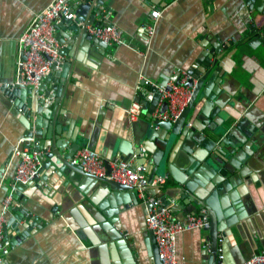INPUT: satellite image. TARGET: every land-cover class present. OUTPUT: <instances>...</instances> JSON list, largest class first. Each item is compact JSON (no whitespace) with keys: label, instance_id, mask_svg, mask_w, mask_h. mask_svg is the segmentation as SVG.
<instances>
[{"label":"crops","instance_id":"1","mask_svg":"<svg viewBox=\"0 0 264 264\" xmlns=\"http://www.w3.org/2000/svg\"><path fill=\"white\" fill-rule=\"evenodd\" d=\"M51 1L0 0V211L19 161L15 150L42 152L38 178L19 184L14 194L6 226L13 249L6 264H159L149 211L168 201L182 219L195 213V193L207 195L217 186L229 202L233 226L223 231L214 223L180 233L178 264H242L264 251V0H80L75 13L89 4L83 19L76 32L61 31L68 34L58 39L63 59L42 78L41 89L54 99L45 106L52 111L39 121L37 95L33 115L26 118L19 98L14 101L5 89L18 81L21 35ZM155 10L162 12L157 20ZM83 22L115 24L124 42L96 44ZM151 25L153 34L147 30ZM179 70L193 76V86L208 76V91L194 102L188 124L175 127L179 145L169 166L158 171L153 157L162 161L172 127L150 126L128 110L143 100L142 77L166 84L180 78ZM139 122L144 125L136 130ZM228 132L238 138L237 149L246 145L250 151L248 167L228 153L218 155ZM205 138H215L217 148L204 146ZM135 141L147 157L146 175L166 178L143 194L137 188L136 195L109 191L105 182L70 165L69 150L77 142L112 161L121 158V146L133 149ZM54 149L59 153L46 158ZM131 160L136 164L137 156ZM225 232L231 240L216 249Z\"/></svg>","mask_w":264,"mask_h":264},{"label":"built area","instance_id":"2","mask_svg":"<svg viewBox=\"0 0 264 264\" xmlns=\"http://www.w3.org/2000/svg\"><path fill=\"white\" fill-rule=\"evenodd\" d=\"M80 0H53L44 9L39 11L28 28L19 39L21 60L19 62V75L17 84L24 87H32L39 98L49 105L54 99L52 94H46L41 89V81L52 69L59 64L63 56L61 43L56 36V24L64 18L75 20V7ZM162 12L153 11V17L157 20ZM90 34L108 45L122 44L124 38L121 29L112 23L93 24L84 23ZM149 33H154L155 26L147 28ZM180 78L166 84H158L147 77L140 81L144 102H152L155 94L159 93L156 108L151 113V119L155 121H171L178 118L187 108L193 95L194 86L189 82L193 76L183 70H179ZM194 81V80H193ZM167 101L168 106L163 108ZM141 101L134 102L128 113L132 119L143 116L148 106ZM19 156L15 166V173L11 184L10 193L2 201L0 211V264H6L7 256L13 249V243L6 237L8 213L14 202V194L19 184L34 181L39 176L42 161V152L30 151L28 147L16 149L14 154ZM71 167L79 166L89 176L97 179H109L123 185L137 188L144 193L150 186H159L166 182L164 177H155L152 180L146 175L144 165L135 164L131 159L116 158L109 161L110 171L106 166V160L96 150L88 146L79 148L70 159ZM147 225L153 230L157 244L158 258L161 264H178L177 238L182 232L193 229H209L210 213L207 207L201 208L197 213H188L184 218H178L171 207L165 204H155L147 215ZM18 242L17 244H19ZM210 246V244H208ZM222 257V256H221ZM243 264H264V251L255 253Z\"/></svg>","mask_w":264,"mask_h":264},{"label":"water","instance_id":"3","mask_svg":"<svg viewBox=\"0 0 264 264\" xmlns=\"http://www.w3.org/2000/svg\"><path fill=\"white\" fill-rule=\"evenodd\" d=\"M89 5V4H88ZM87 4H83V6L80 7V9L76 12V19L75 20H67V19H63L61 22H59L58 24H56L57 29L59 30V40L60 41H64L62 36H67L66 34H62L61 31H63L64 33H67V31L69 30H75V32L77 31L78 27L76 26V24L78 23V21L80 19H83V12L82 9H86L88 7ZM75 23V26L74 24ZM84 24V22L82 23ZM86 29V28H85ZM87 31V29H86ZM87 38L89 40H92V42L96 43V44H101L103 45V43H101L102 41L96 37H94L93 35H87ZM75 39V38H74ZM98 40V41H97ZM100 40V41H99ZM71 41V40H70ZM105 46H107V44L104 43ZM238 46H236L234 48L233 54H236L238 52ZM229 52H227L228 54ZM225 53H222V55L220 57H218L215 66L217 63H219L216 68L218 69V67H220V62L219 59L224 57ZM211 76V75H210ZM208 78V76H203L202 78L199 79V81L195 84L194 86V91H193V95L192 98L190 100L189 105L187 106V108L182 112V114L176 119V121L171 122V121H151V119L146 117V112L150 111V110H154L156 108V102L159 98V93L155 94V98L152 102H144L143 100H141L142 102H144L146 104V106H148L146 108V110L144 111L145 113H143V118L141 117V120L146 121L148 124H150V126L152 125L153 127L158 124L163 128L168 129L169 126L172 127V132H173V136L170 137L169 139V144L166 148L163 149V154L161 155V160L162 161H158L156 159L157 156L153 157V162L155 165H157V169L159 170H163L166 169L169 166V160L170 158L173 156L174 152L177 150V147L179 145V141L176 142L175 144V140L177 138L178 132H176V128L181 129L183 127V125L185 123H187L188 117H189V113L192 109V106L194 104V102L196 101V99L199 97V95L202 94H206L208 89L205 85V81ZM212 78V76L208 79V81ZM211 84V83H210ZM190 86L194 85L193 80H191L189 82ZM5 93L12 98L14 101L17 100V98H19V101L17 102V104L19 105L20 108H22V110L25 112L26 114V118H30L32 114V108H33V100L35 101V91L33 90L32 87H22L20 84H16L15 86H10L9 88L5 89ZM46 94L48 95V93L46 92ZM25 102V104H24ZM38 105L37 107H35V112L37 114V119L40 121L41 115L42 113H47V110H51L50 108L47 107V110H45V100L40 98L38 100ZM168 106L167 101L164 103L163 108L166 109ZM49 113V111H48ZM235 118H238L237 116H234ZM28 123V122H27ZM188 124V123H187ZM144 124L142 122H139L137 125H135L136 130L140 129ZM233 125V121L231 122V126ZM241 126V123H240ZM31 127H30V123H29V130H27V134H31ZM230 131V130H229ZM37 132H38V126H37ZM217 134H224L223 132H221V130L217 129L216 130ZM201 137H203V135H201ZM204 140L208 141V144L204 145L207 148H209L210 150L217 148V140L215 138H205ZM234 142H233V141ZM238 140L237 137H235L233 135L232 132H228L227 135L225 136L224 139H222V141H224V144L220 147L217 148L218 155H223V157H226V154L228 153L230 155V160L232 161H237V163H242L243 165H245V167L249 166V161L248 158L251 156L250 155V151L246 148V145H242L240 149L236 148V141ZM61 146L60 143L55 140L54 141V146ZM81 143L77 142L70 150H69V154L68 156H74L75 152L81 148ZM84 145V144H83ZM125 145V144H124ZM228 146H232L233 148L229 149ZM88 147H92L93 146H88ZM23 147L20 148L19 150L22 151ZM120 157L123 160H130L132 158H134V156H137V160H136V164H141L145 166V163L147 161V157L145 155L142 156V149H141V145L140 143H138V141H135V145L133 147V149H125L123 148V146L120 147ZM59 153V149H54L46 158L50 159L52 157L53 154H58ZM131 155V156H130ZM129 157V158H128ZM215 158V156H213ZM247 158V159H246ZM109 159L107 158L106 160V166L108 168V170L110 171V166H109ZM73 169L79 173V174H84V171L81 167L79 166H74ZM247 171V168H243V166H241L240 168V172L241 174H245ZM155 177L150 176L149 179L152 180ZM97 179V178H96ZM102 180V182H105L106 185H103L104 187H106L109 191L115 190V191H127V190H131L132 194H135L134 191V187L131 186H127V185H123L119 182L113 181V180H109V179H99ZM228 186V185H227ZM150 187H155V186H150ZM222 190L221 186H217L213 189H210V193H208L207 195L204 194H197L195 193V197L193 198V207L195 210V213L199 212V208H203V207H207L210 213V222L211 225L210 227L215 223L217 225V229L218 230H223L226 231L227 228H231L233 226V222H234V218L231 216L230 214V210L228 209V205L229 202L226 200V196L222 195L220 192ZM136 195V194H135ZM163 200L166 201V197H163ZM167 206H171L170 202L166 201ZM6 232V237H8L7 234V229H5ZM226 233V232H225ZM149 234L151 236V240L153 242L154 240V246H155V251H156V256L158 258V252H157V244L155 241V235L153 230H149ZM114 234L111 233V237L114 238ZM224 242H219L218 240H216L215 242V248L218 249L219 247H225V244H227L229 242V240H231V235H227L224 234ZM9 238V237H8ZM126 243L128 244V241L125 240ZM126 247V246H125ZM129 251L130 254L131 250L130 248H125ZM215 249H214V253H215ZM159 261V258H158ZM243 261V260H242ZM245 261V260H244ZM244 263V262H243ZM242 263V264H243ZM159 264L160 261H159ZM241 264V263H240Z\"/></svg>","mask_w":264,"mask_h":264}]
</instances>
